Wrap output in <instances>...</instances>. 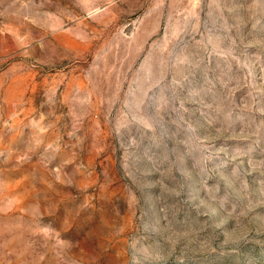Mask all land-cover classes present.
<instances>
[{
    "label": "rangeland",
    "instance_id": "rangeland-1",
    "mask_svg": "<svg viewBox=\"0 0 264 264\" xmlns=\"http://www.w3.org/2000/svg\"><path fill=\"white\" fill-rule=\"evenodd\" d=\"M0 264H264V0H0Z\"/></svg>",
    "mask_w": 264,
    "mask_h": 264
}]
</instances>
